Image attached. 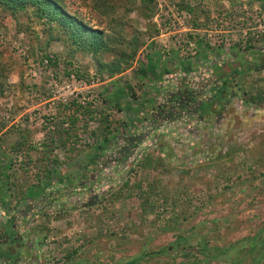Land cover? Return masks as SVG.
Instances as JSON below:
<instances>
[{
	"label": "rangeland",
	"instance_id": "obj_1",
	"mask_svg": "<svg viewBox=\"0 0 264 264\" xmlns=\"http://www.w3.org/2000/svg\"><path fill=\"white\" fill-rule=\"evenodd\" d=\"M60 1L112 41H122L131 61L113 77L100 76L91 53L49 39L46 25L31 11L0 7V166L11 184L9 202L16 206L33 184H43L37 175L44 155L57 158L62 174L79 178L82 165H95L92 146L103 138L105 126L114 139L96 161L102 180L93 166L91 178L62 188L61 199L49 202L56 192L47 188L54 190L41 205L47 214L12 220L21 244L6 241L3 230L0 252L15 249L21 255L17 264H29V257L41 264H121L188 230L194 232L188 258L176 254L139 264H194L202 260L200 240L229 245L263 228L264 0H153L156 10L149 17L138 0L133 6L132 0H112L113 5L98 8L97 0ZM135 38L142 42L136 49L130 46ZM207 46L221 48V57H205ZM158 51L165 58L161 70L167 71L160 82L172 78L173 85L153 95L155 70L150 80L142 71ZM178 90L183 93L177 100ZM73 100L90 102L95 119L59 146L53 130L68 113L60 106ZM188 107L198 110L188 114ZM122 147L125 154L115 157ZM135 148L139 153L125 162ZM166 224L172 227L164 229ZM39 228L47 238L40 245L56 251L26 254L24 239ZM242 254L233 250L227 257ZM249 260L246 256L243 264ZM207 264L234 263L223 257Z\"/></svg>",
	"mask_w": 264,
	"mask_h": 264
},
{
	"label": "trees",
	"instance_id": "obj_2",
	"mask_svg": "<svg viewBox=\"0 0 264 264\" xmlns=\"http://www.w3.org/2000/svg\"><path fill=\"white\" fill-rule=\"evenodd\" d=\"M97 1L101 5L98 6L94 4L96 8L114 4L113 2H111L112 0ZM136 1L137 0H132L131 5L133 6ZM138 2L139 8H142L141 13H143L145 16L149 17L155 12L156 9L154 10V6L156 5L153 4V0H138ZM0 7L3 9H10L13 12H32L35 18H37L38 20H42L46 25L43 31L47 33L49 39L61 41L65 46L70 47L72 51L91 53L93 57L98 61L97 74H99L100 76L106 73L109 77H113L115 74L121 72L129 66L132 53L128 54V56L125 54L122 48V46L124 47L122 41L120 42V40L118 39L112 41L106 31H104L102 28H95L89 25L79 15L71 12L60 0H0ZM140 43L142 42H140L138 38H135L131 42V45H129L132 48L136 49ZM197 43L198 45H201L200 42L197 41ZM214 50L216 51L214 56L220 58L221 48L213 49L210 46H207L204 50L206 52V57L211 56V54H213L212 51ZM109 55L111 56V58L106 60L107 56ZM162 56V53H157L149 58L147 68L142 71L143 76L146 79L150 80V75L154 72V70H156V67H160V64L162 63ZM47 58L49 59V64H56L55 60L49 58L48 56ZM171 59L172 61H176L179 59L175 50L172 52ZM217 63L220 64V59L217 61ZM154 77V81H157V76L155 75ZM106 92L108 93V90ZM182 93L183 92L181 90L177 91V100L179 97H181ZM60 107L63 112L65 110H68V113L66 114V116L59 119V122L55 126V130H53V132L55 135V140L57 139L59 141L58 145L65 146V139L68 140L69 138L78 135L77 133L80 127H85L89 120L95 119L94 113H96L97 110L95 108H92L90 102H86L84 104L78 102L77 100L63 103ZM72 107H74V111L72 113H69V109H71ZM80 119H84L83 126L82 124L81 126L78 125ZM104 129L106 132H102L103 138L100 141L96 142L94 146H92L93 156H95L92 160L93 162H95V165H93L94 167H92L97 173L96 179L100 178L101 180L103 179L100 176L102 172L97 170L98 167L96 161L100 158L104 149H106V147H109L113 143L114 139L109 137L111 132L108 130V126H105ZM90 134L94 136L96 135V132L91 131ZM50 141L51 142L48 144H52L54 139H51ZM48 144H45L44 146H49ZM51 147L54 146L52 145ZM18 149L19 148H17V150ZM117 156L119 157L120 154L117 153L115 157ZM43 159L45 164L44 168L42 169L43 172H40V174L42 175H37L40 182L42 181L41 178H44L43 184H33L32 187H30V194L28 196L26 194L21 195L19 199L20 201L23 198L34 200L35 198L42 196L48 201L50 199V194H53L54 190H47V188L55 187V196L52 198V200H49V202H54L55 200L61 199L62 196H64L65 192L62 191L63 187L70 186L72 184L74 185V181H76L77 179L83 180L91 178V172L93 169L92 167L88 168L87 166L85 167V165L80 164L82 165L81 169L84 173H82L79 178H72V176H70L69 174H62V172H59L57 170V158L55 156L51 157L50 155H44ZM5 171L6 170L3 171L4 184L2 188L6 187L7 189L11 186V184H8V177L5 174ZM91 182L94 183L96 182V180H92ZM75 188L76 187L74 186L73 189ZM0 193V197L1 199H3L1 203V206H3V212L1 213L2 215H0V238L2 237L1 232L4 230L6 231V241H8L9 243L15 242L20 245L21 238H14L15 225L13 224V228L11 227V221L13 219H11L10 217L5 218L7 216V209L5 205L6 202H4V198L6 197L5 191L0 190ZM87 205L90 204L88 203ZM174 220L177 223V220ZM170 227L172 226H169V224L163 225L164 229H168ZM193 233L194 232L188 230H180L178 233L174 234V238L168 244L160 246L155 250L142 252L141 254L132 256L121 264H139L141 261H147L148 259L158 260L167 257L173 259L176 254L177 256L188 258L193 254L191 252L192 249H187V246L190 243V239L191 237H193ZM263 233L264 227L259 229L255 234H253V236L242 237L233 244L229 245H209L207 241L200 240L198 244L200 246L199 250L202 260L201 262L200 260H197L196 262L192 263L197 264L199 262L200 264H207L209 260L216 261L222 259L223 257H226L227 261L233 262L234 264H243L244 258L248 256L250 258L248 264H264V236L260 237ZM0 245L2 246L3 243H1ZM233 250L239 252L243 251L242 256H235L233 259L229 260L227 255L228 253L230 255ZM0 253H2L0 255V260H8L11 264L14 263V255H11V252L9 250L2 251ZM162 261L163 264L167 263L164 260ZM167 264H175V262L170 261ZM180 264L183 263L180 262Z\"/></svg>",
	"mask_w": 264,
	"mask_h": 264
},
{
	"label": "crops",
	"instance_id": "obj_3",
	"mask_svg": "<svg viewBox=\"0 0 264 264\" xmlns=\"http://www.w3.org/2000/svg\"><path fill=\"white\" fill-rule=\"evenodd\" d=\"M157 53H161V52H153V55H155V54H157ZM212 53H216V51L214 50V51H212ZM204 56L206 57V52L204 51ZM165 61V58H164V54H163V56L161 57V62L163 63ZM179 67H181V66H179ZM179 67H177V68H179ZM161 68L162 67H157L156 68V70H155V73H156V76H157V78H158V80H157V83H156V85H155V83L154 84H152V85H150V86H152L153 87V95L155 94V95H157L159 92L160 93H165V88L164 87H166V90H167V87H171L172 85H173V81H172V78H169V79H167V80H161L162 82H160V73H163V71L161 70ZM177 68H174V69H169L170 70V72H173V70L174 71H176L177 70ZM164 72H167V71H164ZM204 74V77L207 75V72H205V73H203ZM174 75V74H173ZM203 78V77H202ZM201 78V79H202ZM164 82V83H163ZM175 83V82H174ZM172 84V85H171ZM176 84V83H175ZM203 85H206V83L205 84H203ZM216 85V83H213V85H211V86H209L210 88L211 87H214ZM187 95H189V94H187ZM186 95V96H187ZM160 96V95H159ZM158 96V97H159ZM188 99V98H187ZM174 100H172V102H173ZM172 104V103H171ZM174 104V103H173ZM172 104V105H173ZM190 105V104H189ZM134 106V105H133ZM137 107H139L138 105H137ZM143 108H145V106H142ZM158 107V106H157ZM156 109V108H155ZM164 109H166L167 111H168V106L166 107H164V106H162V108L160 109V110H164ZM198 110V108L197 107H195V110L194 111H197ZM152 111H154V109L152 110ZM182 111V110H181ZM184 111H186L188 114L189 113H191V114H194V111L192 110V108L191 107H188V108H184ZM157 112V111H156ZM189 116V115H188ZM184 120H188V118L186 117V116H182V118H181V121H184ZM177 122H180L179 120H176ZM173 123H175L174 122V120L173 121H170V125H173ZM167 125V124H166ZM165 129H166V126H165ZM127 146H129V145H127ZM126 146V147H127ZM113 147V146H112ZM117 147V146H116ZM125 147V148H126ZM124 151H126V149H122V150H117V153L118 154H120V155H124L125 154V152ZM132 151V150H131ZM131 151H129L128 152V154H127V156H125V159H126V161L125 162H127V163H129V162H131V161H133L134 160V154L136 155V152L137 153H139L138 152V148H135L132 152ZM124 158V157H123ZM124 159V160H125ZM0 169L2 170V171H4V170H6V167H4V166H0ZM3 184H4V179H3V181H0V190H3V191H5V201L4 202H6L5 203V205H6V211H7V218H11V219H13V221H15L16 219H18V218H20L19 216H21V218H23V217H25V218H27L26 220H29L30 219V217H33V216H35L36 214L38 215V213L39 214H47V212H45L46 210H43L42 211V206L41 205H44L45 206V203H47L46 201V198H44L43 196L42 197H37V198H35L34 200H30V199H28V198H23L21 201L20 200H15V202L17 203V205L16 206H12V203L11 202H9L10 201V193H9V191L6 189V187H4V188H2L3 187ZM1 194V193H0ZM18 199H20V197L18 198ZM2 200L3 199H1V197H0V204L2 203ZM45 208H48V207H45ZM3 211H0V215H2L1 213H2ZM22 214V215H21ZM33 215V216H32ZM15 217V218H14ZM59 218H57V219H61L62 218V215L61 216H58ZM17 221V220H16ZM14 223V222H13ZM45 235V233H43V230H41L40 228L37 230V232H34V233H31V234H29V235H26V238L24 239V242H25V244H26V246H24V251H26V254L28 253V254H32V253H34V254H39V253H41L42 251H44V253L46 254V255H49V252H55L56 250L55 249H52L51 250V245L50 244H47V243H43V244H41L40 245V243H39V240H42V238H45L46 236H44ZM45 239H47V238H45ZM53 245H55V244H53ZM56 246V245H55ZM18 247H20V246H17V248ZM23 250V248L21 247V248H19V249H17V250ZM10 252H11V255H14V259H15V261H14V263L13 264H17V262H19L18 261V258L19 257H21V255H19V254H17L18 252H16V250L14 249L13 251L12 250H9ZM13 253V254H12ZM24 257V256H23ZM40 257V256H39ZM32 258V257H31ZM25 259V258H24ZM24 259H22V261L21 262H24V261H26V260H24ZM27 260H29V264H31V262L30 261H32V260H34L33 261V264H41V260L39 261V262H37L35 259H30V257H29V259H27ZM6 261H8V260H6ZM8 263L10 264V262L8 261ZM2 264V263H1ZM24 264V263H23Z\"/></svg>",
	"mask_w": 264,
	"mask_h": 264
}]
</instances>
